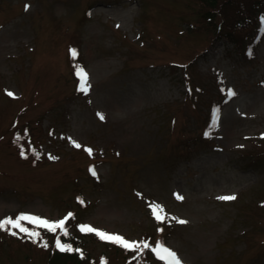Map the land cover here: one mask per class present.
Returning <instances> with one entry per match:
<instances>
[{
  "label": "rangeland",
  "instance_id": "rangeland-1",
  "mask_svg": "<svg viewBox=\"0 0 264 264\" xmlns=\"http://www.w3.org/2000/svg\"><path fill=\"white\" fill-rule=\"evenodd\" d=\"M260 2L0 0V220H65L89 238L87 264L139 251L80 226L161 241L182 264H264ZM240 9L250 20L238 27ZM21 223L40 236L0 230V264H46L63 232Z\"/></svg>",
  "mask_w": 264,
  "mask_h": 264
},
{
  "label": "snow or ice",
  "instance_id": "snow-or-ice-1",
  "mask_svg": "<svg viewBox=\"0 0 264 264\" xmlns=\"http://www.w3.org/2000/svg\"><path fill=\"white\" fill-rule=\"evenodd\" d=\"M28 6H25V9L27 10ZM251 54V53H250ZM72 55L75 56L76 52L75 50H72ZM77 76L80 80V91L87 92L90 88V84L88 83V74L85 70L82 68H78L77 70ZM9 96H13L12 92L7 93ZM227 94L229 97L235 95V93L231 90H227ZM99 118L101 120L104 119L103 114H98ZM218 117H214L213 119V125L214 128L216 126V120ZM206 135H210V133H206ZM75 147L79 148L81 145L75 144ZM85 151L89 153V155L92 154V149L86 148ZM23 155V153H22ZM53 158V157H50ZM93 175H96L95 169H90ZM139 195V194H138ZM176 199L182 200L183 197L179 194H176ZM220 200L230 201L235 200V195H229V196H221L218 197ZM150 208L152 211V215L158 222H164L168 219L167 215L164 213L163 207L158 204H150ZM172 219H176L175 217H172ZM21 221H28L33 224H37L41 227H44L49 232H56L57 229L61 230L64 235H68V232L65 228V220H60L58 222H49L46 219H42L38 216H33L30 214H20L15 219L13 218H5L3 220H0V230H8L9 226L12 229H19L20 232L25 233L29 239H35L40 236V233L35 231L34 229L30 230L23 226ZM180 224H185L187 221L185 220H177ZM81 231H88V232H94L101 240H109L113 243H119L121 246L139 251L140 253H143L146 249H151L152 253H154L160 260L164 261L165 264H182L181 259L178 257V255L172 251L171 249L165 247L161 241H156L155 246L152 247L148 242H141V243H135V242H129L125 240L123 237L119 235H110L106 232L98 231L94 228L88 227V226H80ZM162 231V229H160ZM11 235L15 236L17 235L16 231H11ZM56 247L62 251L67 252L71 251V248L69 245L62 243L59 238L56 240ZM43 247H47V243L42 244Z\"/></svg>",
  "mask_w": 264,
  "mask_h": 264
},
{
  "label": "trees",
  "instance_id": "trees-1",
  "mask_svg": "<svg viewBox=\"0 0 264 264\" xmlns=\"http://www.w3.org/2000/svg\"><path fill=\"white\" fill-rule=\"evenodd\" d=\"M259 4L261 5V8L264 7V0H261ZM212 5H215V3H213ZM256 6L258 7V5ZM223 12H225V10H223ZM237 12H238L237 17H240V18L236 20L235 26L240 27L243 25L244 22H248L247 20H250V17H249L250 11L240 9ZM225 15L226 16L223 18V25H227V23H229L228 21L232 20V16L227 15V14ZM219 31L223 32V29L220 28ZM41 230L44 231V233L45 231L49 232L44 227L40 229V231ZM56 232H58V230H56ZM56 232H52V233H56ZM67 232H68V235H64V233L60 235V241L62 243L69 245L71 248V251L62 252L56 246H54V248L50 250L51 253H49L46 264H87L88 260L86 258H87L88 252H86L87 250L86 243L89 240V238L86 241L85 240V238H87L86 236L77 237L76 234L70 233L68 230ZM101 241L103 242V240ZM111 243L113 245L115 244L120 245L118 243H113V242ZM144 253H145V250L143 253L138 252L137 254H135L134 259H132L131 263L132 264H146V257H145L146 255Z\"/></svg>",
  "mask_w": 264,
  "mask_h": 264
}]
</instances>
